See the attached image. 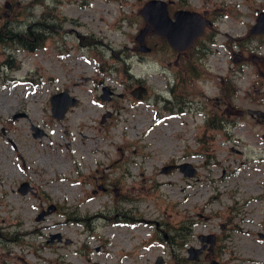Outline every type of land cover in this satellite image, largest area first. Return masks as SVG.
<instances>
[{"label": "rangeland", "instance_id": "rangeland-1", "mask_svg": "<svg viewBox=\"0 0 264 264\" xmlns=\"http://www.w3.org/2000/svg\"><path fill=\"white\" fill-rule=\"evenodd\" d=\"M59 1L0 0V264H206L213 254L187 255L210 233L226 246L220 261L264 264V121L210 127L220 78L181 84L153 34L151 51H139L147 0ZM173 1L216 9L217 29L232 35L264 5ZM251 41L264 57V35ZM249 66L234 77L233 104L264 110V75ZM103 85L111 101L100 99ZM138 85L141 99L131 95ZM63 89L78 103L58 120L50 97ZM186 161L195 176L162 171Z\"/></svg>", "mask_w": 264, "mask_h": 264}, {"label": "flooded vegetation", "instance_id": "flooded-vegetation-1", "mask_svg": "<svg viewBox=\"0 0 264 264\" xmlns=\"http://www.w3.org/2000/svg\"><path fill=\"white\" fill-rule=\"evenodd\" d=\"M164 1L167 3V13L171 20H175L174 15L178 11L195 12L199 14L200 19L203 21V29L201 33L194 37L188 46L181 51L173 48L170 45L167 37L160 36L153 32H149L145 35L144 43L148 34L161 37L163 42L162 44L166 47V51H168L169 55L172 57V61L168 62V66H171V62H173L174 66H178L181 69L180 76L178 75L179 80L182 82L181 84L184 83L185 85L188 82H193L194 80L203 79L204 77L209 76L220 78L219 91L213 97H208L209 100L212 101L213 105V110L209 111L210 114L208 115V120L215 125H220L222 123L229 124L230 122H233L232 116L242 117L248 114L258 121H264V114H256V111L259 109H251L247 107L244 110L237 108L233 104V96L238 92L237 86H234V77L246 75V72L248 69H250L249 63H253L255 66H257L259 74L264 75V57L252 53L253 51H256V49H260L263 42L260 41L259 43L261 44L259 45L257 43L253 44L251 41L253 39H259L264 35V32L256 33L251 31L253 25L257 21L258 15L264 12V5L256 8L253 13V21L250 23L247 22V24H245L247 33L244 32L241 35H232L231 33L217 29L216 26L221 23L220 21H222V15L216 9H191L184 1H179L178 3L173 0ZM55 2L58 4L60 1L55 0ZM57 13L58 12L56 11L54 14H50V16L53 19L61 16H58ZM61 19L66 20L68 18L61 16ZM218 36L224 37L223 40L221 41L219 39V41ZM0 40H5V38L1 37ZM251 50L253 51L251 52ZM212 72H214L216 75L211 74ZM234 87H236V89ZM190 89V87H187V90ZM132 91L133 89L131 90V95L133 96ZM171 91L172 93L174 92L172 89ZM115 95L116 93L114 90L109 87V99L107 101H111ZM40 132L42 133L41 130ZM213 235L214 244L212 245L211 250H209L208 244L202 250V253L209 252L213 254L212 259H210V261L206 264H209L212 261H215L217 264H229L230 261H225V263L220 261V252H222L226 246L221 245V238L219 236L215 234ZM262 236L263 235H261V237ZM202 245L203 244L200 242L199 247Z\"/></svg>", "mask_w": 264, "mask_h": 264}, {"label": "water", "instance_id": "water-1", "mask_svg": "<svg viewBox=\"0 0 264 264\" xmlns=\"http://www.w3.org/2000/svg\"><path fill=\"white\" fill-rule=\"evenodd\" d=\"M139 14L145 21V25L139 30L136 37V41L139 43V51L149 52L150 48L144 43V37L147 33L153 32L160 36H165L170 42V45L178 51L183 50L193 40L194 37L199 35L203 29V21L200 19L199 14L188 11H178L175 13V20H171L167 13V3L164 0H147L143 6L139 9ZM252 32H264V12L260 13L257 17L256 23L253 25ZM147 89L143 85H138L132 91L133 96L137 99H141L143 95H146ZM109 87L107 85L102 87V100L109 99ZM78 103V99L68 94L67 89H63L57 93H54L50 97L51 114L54 118L62 119L68 108L75 106ZM257 115L264 114V111H256ZM25 113L15 114L13 117H25ZM37 130V129H36ZM34 135H41L40 130ZM179 170L184 176L193 177L197 173V168L190 162H180L171 165H167L162 168L164 173H168L172 170ZM31 190L29 183L23 181L18 191L22 194ZM53 210L54 207L50 206L46 210H41L37 220H41L45 215ZM200 242L203 244L201 247H189L188 248V260H198L202 250L205 246L209 245L211 250L214 244L213 234H200L198 235ZM163 259L157 257L155 264H161ZM93 264H99L94 262ZM209 264H217L215 261Z\"/></svg>", "mask_w": 264, "mask_h": 264}, {"label": "trees", "instance_id": "trees-1", "mask_svg": "<svg viewBox=\"0 0 264 264\" xmlns=\"http://www.w3.org/2000/svg\"><path fill=\"white\" fill-rule=\"evenodd\" d=\"M161 38V37H160ZM19 44H21L22 43V45L25 47V48H27V49H31V48H33L32 47V44H31V42L29 41V42H27L28 40H26V41H22L21 39L20 40H16ZM210 127L212 128V127H217V126H219V125H215V124H213L212 122L210 123Z\"/></svg>", "mask_w": 264, "mask_h": 264}, {"label": "bare ground", "instance_id": "bare-ground-1", "mask_svg": "<svg viewBox=\"0 0 264 264\" xmlns=\"http://www.w3.org/2000/svg\"><path fill=\"white\" fill-rule=\"evenodd\" d=\"M248 246H251V244L249 243V245Z\"/></svg>", "mask_w": 264, "mask_h": 264}]
</instances>
